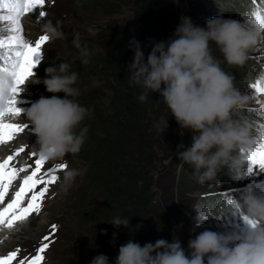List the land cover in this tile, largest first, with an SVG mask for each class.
Returning a JSON list of instances; mask_svg holds the SVG:
<instances>
[{
    "label": "clouds",
    "instance_id": "9594fccd",
    "mask_svg": "<svg viewBox=\"0 0 264 264\" xmlns=\"http://www.w3.org/2000/svg\"><path fill=\"white\" fill-rule=\"evenodd\" d=\"M44 28L49 40L63 38V32L51 21ZM259 35L233 19L213 17L201 27L194 25L190 18L182 17L175 29V38L156 43L147 60L140 43L135 39L130 41L134 52L133 62L128 65L130 81L144 90L139 100L145 101L149 94L159 93L180 128L195 133L191 146L185 148L181 144L179 148L184 150L178 151L177 156L180 162L192 167L193 177L200 184L212 181L225 167L239 177L244 162L233 153L252 144L247 120L232 116L244 108L249 98L234 87L233 78L212 55L210 43L228 65L242 66L248 52L257 45ZM74 43L80 47L77 41ZM81 55L87 57L89 53L83 49ZM82 63L87 64L88 60L83 59ZM34 77L35 74L26 82L42 83L46 91L53 94L41 96L26 110V119L36 136L38 155L47 160H62L68 154H78L88 131L81 125L90 115L89 110L74 99L80 94L74 87L78 73L61 62L45 68V78ZM12 87V77L0 72V109L10 97ZM57 93H64L63 98ZM84 171L66 170L61 187L70 188ZM235 200L236 205H231L234 211L243 210L247 216L264 222V198L255 194L252 185ZM109 222L117 228L129 225L127 218L116 217ZM103 234H107L106 231ZM231 243L230 237L206 230L189 240V256L177 238L171 242L160 239L143 246L129 240L119 247L115 264H264V230L251 229L242 242L233 247L229 246ZM90 264H109V258L99 254Z\"/></svg>",
    "mask_w": 264,
    "mask_h": 264
},
{
    "label": "trees",
    "instance_id": "16d2710c",
    "mask_svg": "<svg viewBox=\"0 0 264 264\" xmlns=\"http://www.w3.org/2000/svg\"><path fill=\"white\" fill-rule=\"evenodd\" d=\"M128 5L131 15L114 33L109 35L101 46L103 52L91 49L85 58L90 66L86 67L82 61L75 64L72 71L78 75L94 77L98 83H89L80 92L78 103L87 108L90 115L85 117L81 127H87L85 142L78 154H69L73 161L86 159L83 166L82 184L76 199L78 207L77 217L88 226H100L109 235L107 244L122 240L121 245L129 240L143 246L146 243H155L163 239L171 242L174 234L169 226L167 215L162 210L149 208L153 203V195L148 191L146 181V166L151 159L152 141L156 137L155 123L160 116L169 119L173 131H178V123L170 111H166L159 93L149 94L145 101H140L139 96L143 88L130 81L131 71L128 68L133 62L134 52L131 50L130 41L135 39L141 45L147 60L152 47L159 42H168L176 29L178 10L173 0H123ZM187 13L194 25L205 26L206 20L218 17L214 12L217 7H226L229 4L239 3L244 0H185ZM91 7L105 11L113 5L106 0H78ZM250 8L251 0H245ZM243 8L248 7L243 3ZM233 8V7H231ZM236 9V7H234ZM228 19V18H225ZM99 43V42H98ZM212 55L220 61L223 71L233 80L241 81L243 86H249L258 80L259 69L264 65L255 59L247 58L242 66H229L214 44L210 43ZM262 60L261 62H263ZM230 67L226 69L227 67ZM258 67V68H257ZM233 69V70H232ZM254 79V80H253ZM163 88V85H162ZM105 92L108 100L105 102ZM80 99V100H79ZM171 117H170V116ZM233 119L247 120L242 114H233ZM195 133L185 130L180 140V145L185 148L192 144ZM179 134L171 136L172 166L175 170L179 167L177 185L181 192L207 193L218 183L230 181L227 167L218 171L217 176L209 182L200 184L193 177L190 165L179 161L173 154L172 148L179 142ZM252 148V146L250 147ZM184 149H181V151ZM234 156L242 158V153L237 149ZM213 198L207 208L216 214L222 222L234 225L238 213H233L227 198H222L219 193L208 195ZM213 196V197H211ZM225 214H230L228 217ZM120 217L129 219L128 227H115L109 221ZM201 231L192 232V238ZM115 234V235H114ZM120 245V246H121ZM84 245L77 250V261L84 257L90 264L91 259L99 254L109 258V264L114 263L118 250L101 249ZM74 264H79L78 262Z\"/></svg>",
    "mask_w": 264,
    "mask_h": 264
},
{
    "label": "rangeland",
    "instance_id": "374dc122",
    "mask_svg": "<svg viewBox=\"0 0 264 264\" xmlns=\"http://www.w3.org/2000/svg\"><path fill=\"white\" fill-rule=\"evenodd\" d=\"M106 1L113 3L109 7V11L108 9L102 11L96 7L84 5L78 2V0H55L54 3H52V0H48V15L46 18L39 17V10L34 11L33 16L29 14L24 17L25 20L22 18L24 34L32 42L39 36L46 34L44 25L48 21H51L54 26H58L59 30L64 34L63 38L49 40L44 45L42 49L43 58L37 67L33 69L35 74L34 78H45V68L51 66L53 63L58 66L61 62H64L70 65V71H72L75 64L86 58L81 55V50L83 49L87 51L94 49L103 52V47L100 45L101 42L103 43L107 40L110 37L109 35L119 29L118 27L131 15L128 5L123 0ZM173 1L178 10L177 28L181 23V18H189V16L185 0ZM243 3L248 7L247 2L244 0L241 5L239 2L238 4H229L226 7H217L214 9V12L220 17L236 20L243 26L246 23L247 15L250 14L254 7L250 4V8L244 9ZM37 19H40V21H37ZM2 26L3 23L0 22V27ZM259 34L258 43L248 52V58L255 59L261 65H264V61L261 62L264 60V46L261 43V38L264 37V33ZM174 38L173 34L170 40ZM74 41L79 43V48L76 47ZM89 66L90 64L88 62L86 67ZM229 66L226 69L230 68ZM258 75V79H261V76L264 75V68L259 69ZM96 81L94 77L89 75H78V80L74 87L78 88L79 92H82L89 83ZM27 83L29 82H26L25 85ZM233 83L241 95L249 98L244 108L233 114H242L243 117L251 122L249 138L252 141L251 146L254 148V141L258 135V124L264 122V119L257 113L249 112L248 109L261 107V104H257L256 100L259 99L264 102V97H256L254 90L249 86H243L239 80L237 81L235 79ZM29 85L26 101L23 100L17 105L18 108H22L24 111L21 113V117L16 118L14 121L16 123H24L18 122L19 120H27L26 110L41 96L51 97L53 95L46 91L42 83L36 85L30 82ZM56 95L63 98L64 93H57ZM107 96L108 92H105V102L108 100ZM78 98H80V95L74 99ZM165 110L170 111L167 107ZM168 120L164 116H160L154 125L156 128V137L150 147L152 155L150 161H148L149 164L146 166L147 171L145 175L148 191L153 195V203L149 208V213L151 214L154 209L162 210L166 213L174 238H177L181 242L186 255L190 256L188 242L190 239H193L192 232L194 231L203 232L207 230L230 237L232 243L229 246H235L244 239L242 236L243 228L240 231V225H229L217 219L214 211L207 208L211 203L208 201H212L214 198L213 196H211L213 198H210L208 195L219 193L222 198L239 199L240 193L248 185H252L255 194L260 198H264V171L256 168L252 173H248V162L245 161L239 178L230 173L228 168H226L228 171L227 176L231 180L216 184L210 192H181L176 182L179 167L175 170L173 169V159L169 151L171 149L170 138L175 134L180 135L178 138L179 142L176 143L171 152L177 155V152L181 151L179 148L180 140L185 130L181 129L178 125V131H173ZM25 123H28L29 129H32V125L28 121ZM181 132L183 133L182 135L180 134ZM21 135L26 137V141L23 143H27L29 147L20 155L18 158L19 162L20 164H33L35 158H30L29 153L36 152L37 157L39 156L37 146L35 145L36 136L33 132L27 130ZM20 137L17 138L16 142ZM12 146L19 147L14 142ZM7 152V155L10 154L9 150ZM85 162V158L84 160L73 161L68 154L62 160H47L44 168L47 169L54 164L60 163L67 164L68 167L66 170L70 168L82 169ZM66 170H58L56 172L59 179L49 187V192L43 200V206L39 214H32L26 222L19 224L12 231L5 230L7 231L5 232V236L8 240V245L3 248L4 250L0 251V255L13 251L16 248L21 249V256L34 255L36 248L40 246L42 238L46 235L50 236V240L48 241L49 248L44 253V261L42 264H74L77 261V257L75 256H77L78 248L84 245L94 246L97 249L96 251H100L101 249H119L122 240L107 244L109 233L106 230L99 225L95 227L88 226L77 217L78 207L75 201L79 196L78 193L82 184V176H78L72 186L65 190L61 187V181ZM225 193H228L229 196H225ZM208 197L210 198L209 200H207ZM229 215L225 214L226 217ZM53 224L57 225L55 230L51 228ZM105 231L107 234H103ZM0 240L2 239L0 238ZM77 262L81 264L83 262L85 263L86 260L84 257H81ZM112 264H115V261Z\"/></svg>",
    "mask_w": 264,
    "mask_h": 264
},
{
    "label": "snow or ice",
    "instance_id": "6c2138e0",
    "mask_svg": "<svg viewBox=\"0 0 264 264\" xmlns=\"http://www.w3.org/2000/svg\"><path fill=\"white\" fill-rule=\"evenodd\" d=\"M55 0H52L54 3ZM48 0H0V72H7L13 80L10 97L5 106L0 109V147L7 148V156L0 158V232L12 231L19 224H23L32 214H39L43 200L49 192V187L57 182L58 170H66L67 164H54L44 168L47 159L36 152H30L29 157L35 158L33 164H20L19 157L29 147L21 143L13 147V142L29 129L28 123H16L24 111L18 108V95L23 91L22 86L33 76V69L43 58V47L49 41L47 34L39 36L34 42L28 40L24 34L22 18L39 10V17L46 18ZM254 6L246 17L243 27L246 30L264 33V0H251ZM42 19V20H43ZM40 21V19H37ZM264 46V37L261 38ZM264 75L250 85L256 97H264ZM258 108H249V112L257 113L264 119V102L257 99ZM254 148H241L243 162H248L247 172L252 173L258 168L264 171V122L258 124ZM239 178V177H237ZM229 196L228 193L224 194ZM230 205L235 206V199H228ZM233 211V213L238 212ZM242 218L251 229L264 230V224L247 216L243 212ZM55 230L57 225H51ZM50 236L42 238L40 246L34 255L21 256V249L16 248L0 255V264H42L44 253L49 248ZM3 243V240H0Z\"/></svg>",
    "mask_w": 264,
    "mask_h": 264
},
{
    "label": "bare ground",
    "instance_id": "6f19581e",
    "mask_svg": "<svg viewBox=\"0 0 264 264\" xmlns=\"http://www.w3.org/2000/svg\"><path fill=\"white\" fill-rule=\"evenodd\" d=\"M24 20H25V18H24ZM30 82L29 83H27V85H24V87H22L23 88V91H21L20 93H19V95H18V104L21 102V101H23V100H25L26 99V97L28 96L27 94V90H29V87H30ZM26 92V93H25ZM26 101V100H25ZM17 104V105H18ZM23 118V117H22ZM27 120H24V121H22V120H19L18 122H26ZM26 141V137L24 136V135H21V137H20V139L16 142V141H14V143L15 144H17V146H19L21 143H23V142H25ZM7 148H3V147H0V158H3V157H5V156H7ZM264 185V184H263ZM5 232H7V231H3V232H0V238L3 240V243H0V251L1 250H4L3 248L6 246V245H8V240H7V238H6V236H5Z\"/></svg>",
    "mask_w": 264,
    "mask_h": 264
}]
</instances>
